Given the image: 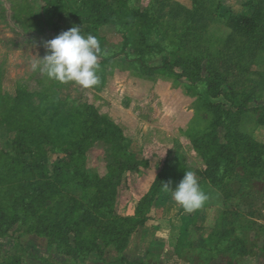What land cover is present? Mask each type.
Returning a JSON list of instances; mask_svg holds the SVG:
<instances>
[{
  "label": "rangeland",
  "instance_id": "1",
  "mask_svg": "<svg viewBox=\"0 0 264 264\" xmlns=\"http://www.w3.org/2000/svg\"><path fill=\"white\" fill-rule=\"evenodd\" d=\"M97 1L0 0V263L264 264V0ZM73 26L101 44L92 88L31 70ZM186 171L212 196L192 214L156 193Z\"/></svg>",
  "mask_w": 264,
  "mask_h": 264
},
{
  "label": "clouds",
  "instance_id": "2",
  "mask_svg": "<svg viewBox=\"0 0 264 264\" xmlns=\"http://www.w3.org/2000/svg\"><path fill=\"white\" fill-rule=\"evenodd\" d=\"M44 47L46 54L31 63L33 72L60 83L73 82L85 89L99 84L97 72L102 48L97 37L85 36L81 27L73 26L45 41ZM171 183H163V188L186 213L197 212L212 199L193 171H186L174 189L169 187Z\"/></svg>",
  "mask_w": 264,
  "mask_h": 264
},
{
  "label": "trees",
  "instance_id": "3",
  "mask_svg": "<svg viewBox=\"0 0 264 264\" xmlns=\"http://www.w3.org/2000/svg\"><path fill=\"white\" fill-rule=\"evenodd\" d=\"M226 1H230V0H219V3H218V8H221L223 6H225V2ZM86 2H88L92 7L96 8L95 10L98 11V10H101V8L104 6V4L102 2H98L97 0H86ZM249 5H252L251 3H249ZM105 7V6H104ZM107 8V6H106ZM254 9V8H253ZM234 18V24H237L240 28H243V29H246V31H250V32H253L255 31L257 28H258V23H257V20H256V7L254 9V11L252 13H245V14H242V15H237ZM100 19L105 22L107 17L105 16V12L102 11V17H100ZM208 91L209 93L211 94V96H217L218 93L216 92L215 88H213L211 86V82L208 83ZM254 91H251L250 94H252ZM245 102L247 101H240V103L237 105L238 106V111L239 112H243L244 109H249V110H256L254 108H249V107H245ZM245 109V111H247ZM107 122V125H108V128L112 125L108 120L106 121ZM63 124V123H61ZM65 125V123H64ZM63 125V126H64ZM103 136H109L111 140H115L117 139V132L116 130H112L111 133H108L107 131V128L103 129ZM234 134L236 135V142H240V141H244V143L246 145H250V146H257L258 144L249 139L248 137H246V135H244L243 133H239L237 131H234ZM83 151V150H82ZM88 176V177H87ZM85 175L84 177V180H82V182L84 181V183H87V182H90V181H93L95 187L97 188V197L96 199L94 200V203L88 207V210H89V213L91 212L90 210H93L95 208H97L98 210L100 209L101 206H103V204L105 205L106 208H108L107 210L109 211V213H113V196H114V188H115V184H107V180L104 179V178H99V177H94L92 178V180L90 179V176L89 175ZM87 177V178H86ZM163 177V173H160L153 185V187L155 188V186H161V182L163 181L162 179ZM86 178V179H85ZM164 183V182H163ZM156 187V188H158ZM165 191L164 189H157L156 193H158L159 191ZM153 189L152 191L146 195L143 199H141V201L139 202L138 204V208H137V212H136V215H140V213L143 215V212H147V208L145 206V203L149 204L151 201L150 200H153L154 199V195L156 194H153ZM107 204V205H106ZM146 208V210H145ZM86 213L88 212L87 210L85 211ZM104 212H102L101 214H103ZM92 215V213H90ZM93 215H95L97 217L96 214L93 213ZM100 215V214H98ZM120 221V220H119ZM118 223H114V226H113V230H112V233H115V236L113 238V240H115L116 242L118 241H122V240H125L124 238H122L121 236V233H122V227L124 226V222L127 221V219H123L121 220L122 222H119ZM129 221V220H128ZM139 221L137 220V217H134V229L136 227V224L138 223ZM130 231V230H129ZM1 264V263H0ZM6 264H9V263H6Z\"/></svg>",
  "mask_w": 264,
  "mask_h": 264
}]
</instances>
